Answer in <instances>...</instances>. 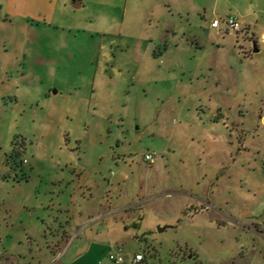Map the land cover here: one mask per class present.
<instances>
[{"label": "rangeland", "instance_id": "obj_1", "mask_svg": "<svg viewBox=\"0 0 264 264\" xmlns=\"http://www.w3.org/2000/svg\"><path fill=\"white\" fill-rule=\"evenodd\" d=\"M0 4V264H264V0Z\"/></svg>", "mask_w": 264, "mask_h": 264}, {"label": "crops", "instance_id": "obj_2", "mask_svg": "<svg viewBox=\"0 0 264 264\" xmlns=\"http://www.w3.org/2000/svg\"><path fill=\"white\" fill-rule=\"evenodd\" d=\"M87 1H94V2H97L99 4H103V5H110V4H116V5H118V4H126V5H129V4H132V5L147 4V5H152V4H155L158 0H0V2H5V3L9 2L11 4L17 5L19 7L20 13H24L27 15H35L36 14V15L44 16L45 12H46V15L50 16L49 18H53L55 16V19L58 18V17H56V15L58 14V12H60V11H58L60 6H62V5L67 6V4H69L71 2V4H73L74 6H80L81 7ZM257 2L260 5L262 0H257ZM250 4H256V3L253 2ZM26 6H48V7L43 8V9L36 7V9H35V8H31V7H26ZM258 10L259 9L255 8L249 12L248 11L243 12V13L239 12V13H236V15H235L245 23L246 34H249L250 37L251 36L255 37L254 40H256L257 42H259L260 40L264 41V28L261 31L260 35H259L258 31L256 30V27L260 28L261 26H264L262 19L259 16H257V14H259ZM220 16L224 17L225 14L220 15ZM215 18H220V17L214 15L209 20L207 27L211 31H213V30L216 31V33H218L219 38H225L226 35L227 36L233 35L234 38H235V36L237 38L242 36L240 34L237 35L235 32H227L222 27H220V28L212 27L211 23ZM180 26L181 25H179L178 22H175V23L174 22H169V23L166 22L165 23V31H167V33L171 32V33L177 35L180 32ZM244 36L246 37V35H244ZM247 42H248V40H246V38H245L244 43H242V44H248ZM242 44L241 45L239 44V45L243 46ZM244 47H246V46L244 45ZM112 212L113 211H112L111 207H109V209H107V207H104V211L99 212V215H97V216L98 217H105V215H108ZM62 226H63L62 227L63 230H62V232L57 234V236L55 237V240H79V239H81L82 234L84 232H86V229H87V226L85 224L82 225L80 223V221H79V223L73 222V221L72 222L68 221L66 225L62 224ZM29 238H31V237H29Z\"/></svg>", "mask_w": 264, "mask_h": 264}, {"label": "built area", "instance_id": "obj_3", "mask_svg": "<svg viewBox=\"0 0 264 264\" xmlns=\"http://www.w3.org/2000/svg\"><path fill=\"white\" fill-rule=\"evenodd\" d=\"M212 27L220 28L222 27L227 32H235L237 35H246L245 23L235 15H225L224 17L215 18L212 23ZM155 158L154 152H147L145 154V159L147 161L153 162ZM111 259L115 260L119 264H124L126 258L123 255L112 254ZM144 259V255L141 252L136 253L132 260V264H138Z\"/></svg>", "mask_w": 264, "mask_h": 264}, {"label": "water", "instance_id": "obj_4", "mask_svg": "<svg viewBox=\"0 0 264 264\" xmlns=\"http://www.w3.org/2000/svg\"><path fill=\"white\" fill-rule=\"evenodd\" d=\"M253 45L255 46V51H257V50H258V48H257V42L254 41V42H253ZM166 227H167V226L160 227V230H164Z\"/></svg>", "mask_w": 264, "mask_h": 264}, {"label": "trees", "instance_id": "obj_5", "mask_svg": "<svg viewBox=\"0 0 264 264\" xmlns=\"http://www.w3.org/2000/svg\"><path fill=\"white\" fill-rule=\"evenodd\" d=\"M2 8V5L0 4V9ZM256 41V40H255ZM257 42V41H256Z\"/></svg>", "mask_w": 264, "mask_h": 264}]
</instances>
